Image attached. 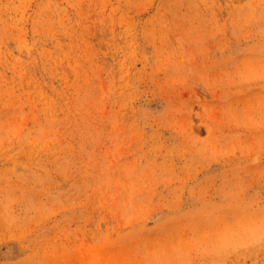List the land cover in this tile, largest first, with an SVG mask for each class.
Returning <instances> with one entry per match:
<instances>
[{
    "label": "rangeland",
    "instance_id": "rangeland-1",
    "mask_svg": "<svg viewBox=\"0 0 264 264\" xmlns=\"http://www.w3.org/2000/svg\"><path fill=\"white\" fill-rule=\"evenodd\" d=\"M0 264H264V0H0Z\"/></svg>",
    "mask_w": 264,
    "mask_h": 264
}]
</instances>
